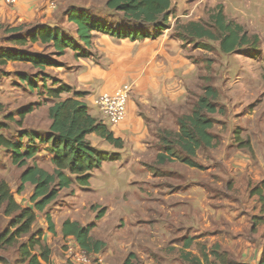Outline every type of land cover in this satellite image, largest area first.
I'll return each mask as SVG.
<instances>
[{"label": "crops", "instance_id": "1", "mask_svg": "<svg viewBox=\"0 0 264 264\" xmlns=\"http://www.w3.org/2000/svg\"><path fill=\"white\" fill-rule=\"evenodd\" d=\"M79 1L81 0H75L74 6L88 10L103 22L115 26L124 24L135 30L147 31L152 35L157 31L154 25L124 22L121 15L106 8V0H87L88 5L86 6L78 5ZM97 2L100 3L99 8L93 5ZM70 3L71 0H17L15 4L8 5L5 0H0V25L5 28L22 25L28 26L27 29H34L37 26L61 28L57 22L60 16L68 20V10L73 6ZM172 3L168 28L163 30L159 37L136 41L115 40L107 34L94 32L90 45L91 56L77 58L74 51L66 50L63 57L71 63V69L58 71V75L61 81L71 86L76 92L83 93L81 101L88 106L90 114L99 120L101 115L94 105V100L101 94L114 93L125 84L134 85L126 119L119 125L108 126L116 138L124 141L123 149L114 148L96 135L89 136V140L97 148L109 154L119 155L115 161L103 162L102 167L94 172L105 169L108 163L115 167L117 179L111 180L110 201L113 205L124 208L123 217L120 218L121 225L118 228L126 223L127 232L137 228V234H140L139 227H142V222H148V224L157 221L167 222L168 215H172V222L176 225L173 227L174 233L180 238L184 237V224L190 221L193 245L191 249L183 248L182 252L187 251L185 254L195 258L197 264H205L201 254L209 252L214 245L215 250L217 248L223 250L224 245L232 252H236L234 256L237 259L232 258L230 254L229 257L238 262L264 264V194H252L254 188H259L260 192H264L262 186L264 182V133H260V127L254 124L253 120H242L243 132L240 141L237 143L236 140L230 141L229 146H232L230 149H236V151L212 152L211 156L204 160L200 154L202 149L198 151L195 161L204 169L201 170L200 175L196 174L191 183L187 185V188L191 189L188 194L180 190L181 186L173 184L178 172L164 168L166 163L159 164L157 161L158 154L161 152L159 150L161 137L158 134L169 127L172 131H179L175 118L189 94L190 87L186 80L189 75H194L196 70L195 64L185 51L184 40L176 36L177 24L181 26L190 21L203 22L202 20H206L217 8L222 7L228 18L243 27L246 24L252 30L261 31L259 26L264 16V0H172ZM261 32L260 36L256 34L260 40L264 39V32ZM0 36H2L0 52L14 47L9 41V35L4 34V29L0 31ZM71 36L77 38L76 34ZM29 45L33 46L31 49L34 47L43 48L41 49L43 51L45 49L40 47V44L29 43ZM29 45L25 48L30 47ZM15 65H25L37 70L31 64L22 62H9L2 68L11 70ZM49 68L53 67H47V70ZM17 73L28 74L27 71L21 70ZM23 85H28V83L24 82ZM33 91H38V89ZM70 97H73L72 94L63 95L64 99ZM30 106L21 108L17 115ZM32 112L25 116L23 125L18 126L17 132L30 131L37 134L48 132L52 123L49 110V120L45 130L27 124L26 117ZM96 141L98 142L95 144ZM41 146L43 152L49 156L47 161L52 165L51 170H45L52 173L54 171L52 156L45 151L47 145ZM41 153L40 151L38 155ZM219 162L224 164L221 168L217 167ZM192 169L196 170V168ZM158 172L169 173L167 177L170 181L167 179L165 182L169 191L163 197L160 194V186L152 183L154 180L161 179ZM227 173L231 175L237 173L234 178L237 177L240 184L234 185L232 180L225 183ZM217 176L221 178L217 180ZM92 179L89 189L94 188ZM80 189L88 190L81 187ZM239 190L241 192H238ZM150 192H156L164 201L163 204H167L169 211L161 209L160 216L156 214L152 216L151 209H140V207L155 203L149 196ZM23 202L27 203V201ZM133 207H139L140 212L126 211V208ZM66 220L69 219L60 222V226L54 222L57 232L55 235L66 241L74 240L72 237L65 238L62 234V227ZM71 221L76 220L71 219ZM170 227L169 224L162 233L161 238L167 239V242L162 247L160 246V261L161 264H182L178 256L170 254L173 247L177 248L176 244H173L177 238L170 231ZM52 237L51 233L43 235L50 249H52L50 246ZM122 237L118 236V238ZM140 237L143 235L140 234L135 238ZM126 242L116 243L118 256L126 252L128 256L135 255L132 264H139L136 260L138 258L142 264H154L147 251L146 258L145 252L138 248L128 250L131 243ZM132 244L141 245L138 240L132 241ZM204 246H207V251ZM200 247L202 248L201 253ZM179 250L180 248H177L178 252ZM210 257V255H205L207 261ZM51 260L53 264L59 261L56 255L52 256Z\"/></svg>", "mask_w": 264, "mask_h": 264}, {"label": "trees", "instance_id": "2", "mask_svg": "<svg viewBox=\"0 0 264 264\" xmlns=\"http://www.w3.org/2000/svg\"><path fill=\"white\" fill-rule=\"evenodd\" d=\"M172 7V0H106V8L121 15L124 22L154 25L157 31L153 35L124 24L115 26L103 22L88 10L81 8L68 10V20L76 26L77 38L66 34L58 27L37 26L27 30L26 25L15 28H5L0 25V31L4 29L5 33L10 34L9 41L14 45L13 48L0 52V68L5 67L9 62L29 63L41 71L50 66H57V62L52 60L50 55L31 49L32 46L29 43L53 48L55 50L53 55L63 56L66 50L71 49L76 53L75 57L88 58L91 56L90 45L94 32L107 34L115 40L136 41L157 38L163 30L168 28V17ZM209 23L211 27L203 22L195 21L181 26L177 24L176 36L191 43L205 39L218 41L221 51L225 54L235 53L248 46L256 49L261 42L258 35L249 36L242 25L233 20L229 21L222 7L217 8L216 12L210 15ZM28 45L30 47L25 48ZM1 73L5 74V72ZM17 75L22 82H27L29 87L37 88L34 77L22 73ZM53 83L54 88H49L47 91L50 98L54 100V104L49 109V118L52 123L48 132L37 134L30 131H18L17 139L8 138L9 136L3 131L10 129L6 121H14V116L8 115L4 121H0V147L12 153V162L15 165L27 167L21 177L19 193L25 190L28 183L34 186L33 195L30 198L32 206L23 207L16 201L9 184L6 181H0V210L5 216L13 217L12 227L15 228L14 232L1 233L0 231V243L12 246L23 236L30 235L28 241L18 247L22 264H53L52 251L42 243L41 232H33L38 213L45 212L63 189H69L74 184L81 188H88L93 173L102 167L103 162L117 160L118 154H109L97 148L89 140V136L96 135L116 149L124 147V141L121 138H116L108 126L90 114L88 106L81 101L82 92H76L60 80H54ZM65 94H72L73 97L64 99ZM218 98V93L208 86L205 94L198 99L193 111L178 118V132L161 131L164 135L161 138L164 150L158 154L159 164H165L176 157L189 167L201 168L195 161L198 151L217 145V140L211 133L215 120L210 115L220 112L216 102ZM31 111H33L32 106L19 114L20 119L14 121L17 126L22 127L25 116ZM39 145H47L45 151L52 156L51 161L54 166L52 173L37 164L32 166L28 164V161L40 152ZM176 151L183 156H178ZM262 186L264 187V182ZM256 193L264 194L263 191H259V188H254L252 194ZM105 213L106 209L103 208L98 212L96 220L99 221ZM47 221L49 231L55 232V224L50 215H47ZM96 226V223L82 225L78 221L66 220L62 227V234L65 238H74L80 248L86 252L99 254L107 247V244L92 235ZM187 246H190L189 242ZM213 255L216 254L213 253ZM218 256L221 258L220 255ZM134 258L135 255L130 254L124 264H132ZM218 264L245 263L228 258L224 263Z\"/></svg>", "mask_w": 264, "mask_h": 264}, {"label": "rangeland", "instance_id": "3", "mask_svg": "<svg viewBox=\"0 0 264 264\" xmlns=\"http://www.w3.org/2000/svg\"><path fill=\"white\" fill-rule=\"evenodd\" d=\"M70 4H73L71 8H78L77 6H74V4H76L75 0H71ZM77 4L81 6L88 5L87 0H81L77 2ZM99 4L100 3L97 2L93 5L95 8H99ZM209 17L202 21L211 27V24L209 23ZM226 18L229 21H232V19L228 18L227 16ZM57 23L61 25V29L66 34L70 36L76 34V26L69 23L68 20H65V17L60 16L59 22ZM244 26L246 31L249 33V36L254 34H258L260 36L262 33L261 31L264 32V16L263 21L259 26L261 31L252 30L251 27H247L246 24ZM175 33H177L176 30ZM4 34L7 33L4 32ZM7 35H9L8 38L11 37L10 34ZM1 38L2 36H0V41ZM2 43H4V41ZM184 43L185 51L195 64L196 70L194 75H189L186 80L190 90L187 98L185 101H183L179 113L175 118V122L178 127V118L184 114H190L193 111L198 99L205 94V90L208 86H211L219 95V98L216 102L220 112L210 115L215 120V124L211 130V133L215 136L217 145L213 148L202 149L200 151L201 158L204 160L205 158L210 157L212 152L220 153L230 150L236 151V149H230L232 146H229V143L232 140H236V143L240 141V137L243 132L241 129L242 120H253L255 122L254 124H257L260 127V133H264V39L261 40L258 48L256 49L248 46L231 54L223 53L220 49V42L218 41L205 39L192 43L191 41H184ZM39 46L44 47V51L41 50L43 48L39 47H34L33 50L50 55L52 60L57 62V66H50L53 68H49L48 70L46 68L42 71L39 69H30L25 65H15L11 70L0 68V121H4L5 117L8 115H13L14 121L19 120V115H17L19 110L23 107L31 105L34 110L26 117L27 124L30 126L40 127L42 130L47 128V122L49 120L48 110L54 102V100L50 98L47 91L49 88H54V80H60L58 71L62 72L64 70H70L71 63L64 59V55H53L55 53L54 49L41 44ZM19 70L27 71L31 77H34L38 91H33L35 88L29 87L28 85H23L24 82H21L17 75ZM1 72H5V74H2ZM14 121H6L10 129L3 131V133L7 134L9 136L8 138L17 139L16 133L19 127ZM165 130L171 131V127L164 129V131ZM158 135L161 138L162 136L164 137L162 132H159ZM97 142L98 141H96L95 144ZM160 145L161 147H159V150L161 151L160 153H162L164 147L161 141L159 146ZM39 148L44 155L42 153L38 155V153L35 156V159L28 161L29 166L38 164L37 162H39L38 165L40 167L51 170L52 165L47 161L49 156L46 155L47 153L43 152L44 150L41 145H39ZM176 153L178 156H183V154L179 151H176ZM222 165L224 164L219 162L217 167L221 168ZM164 168L178 172L176 175V181L175 183L173 182V184L174 186L175 184L181 186L180 190L184 194L191 192L190 187L187 188V185L191 183L196 174L200 175L201 170L204 169V167L201 166V168H196V170H194L192 169L193 167L183 164L176 157H173L172 161L167 162ZM26 169L27 167H19L15 165L12 162V153L3 147H0V181H6L9 184V187L18 203L23 207H29L32 205L30 198L34 191V186L28 183L26 184L25 190L19 193L21 177ZM168 174V172H158V175L161 177V179H157V181L154 180V182H152L153 184L160 186L161 197L165 196L166 192L169 191L165 186V182H167L166 180H169L167 177ZM236 174L231 175L227 173L224 182L227 183L228 180H232L234 185L240 184L237 180V177L236 179L234 178ZM216 178L218 180L221 178V176H217ZM116 179L117 174L115 172V167L108 163L105 169L94 173L92 179L94 188L89 189L90 187H88L86 188L88 190H81L80 186L74 184L71 188L60 191L58 198L46 208L45 212L38 213L37 220L33 226V232L40 231L42 243L47 246L48 244L43 239V235L46 233L53 234L50 246L52 248V256L56 255V257L59 259L58 263L56 264H71L63 253V249L66 248V244L67 247L70 244L69 241H66L63 238H58V236L55 235L57 234L56 231L54 233L49 231L47 215H50L53 222L58 223V226H60V222H62L64 219L76 220L82 225L96 223L97 226L95 230L92 231V235L95 238L106 242L107 244V247L101 253L96 254L103 259L104 264L125 263L126 259L128 258V254L123 252L122 255L118 256L116 252V243L121 241H127V244L131 243V246H129L128 250L132 251L138 248L139 250L145 252L146 258L148 253L153 259L154 264H161L160 246L162 247V245H165L167 242V239H162L161 237L163 230H165L170 224V231H172V234L177 238L173 244H176L177 248H180L178 252L177 248L173 247L170 254L175 257L178 256L182 264H197L195 258H192L191 255L185 254L187 251L182 252L183 248L186 250L187 248L191 249L193 245V232L190 229V221L187 222L188 224H184L183 238H180L178 234L174 233L175 229H173V227L176 225L172 222V215H168L169 219L167 218V222H161L162 224L159 223L160 221L150 224H148V222H142V227H139V232L141 235H143V237L140 238H135L136 236L140 235L137 234V228H133L131 232H127L126 223H124L121 228H118V226L121 225L120 218L123 217L124 208L113 205L112 201H110V190L112 185L111 180L115 181ZM238 192H241V190ZM149 196L153 201H155V203H152V205L149 206H143V208L140 207V209H151L152 216H154V214L160 216L161 209L169 211L167 204H163L164 201L161 200V197H159L156 192H150ZM23 201H27V203H24ZM103 208L106 209V213L99 221H97L96 216ZM127 210L129 212H140L139 207L126 208V211ZM164 220H166L165 217ZM12 222L13 217L5 216L3 211L0 210L1 233L6 231L14 232L15 228L12 227ZM29 236L30 235L23 236L12 246H9L5 243H0V264H22L20 262L18 247L23 242H27ZM118 236L123 237L118 238ZM229 236H231V234ZM169 239H171V237ZM134 240H138L141 245L136 246L135 244H132V241ZM70 242L76 244L75 239L71 240ZM188 242L190 246H187ZM196 247L199 248L198 246ZM204 247V249L207 251V246ZM223 248V250L221 248H217L215 250L214 245L210 248L209 252L202 253L201 256H203L205 264L224 263L228 258H231L229 257V254L232 256V258L237 259L234 256L236 252H232L227 246L224 245ZM201 249L202 248L200 247V253ZM213 253L216 255H213ZM205 255L211 256L208 258V261L205 259ZM218 255H220L221 258H219ZM136 260L139 264H142V261L139 258Z\"/></svg>", "mask_w": 264, "mask_h": 264}, {"label": "built area", "instance_id": "4", "mask_svg": "<svg viewBox=\"0 0 264 264\" xmlns=\"http://www.w3.org/2000/svg\"><path fill=\"white\" fill-rule=\"evenodd\" d=\"M17 0H5L7 4H15ZM134 85L125 84L114 93L99 95L94 100V105L100 112V121L106 126H116L122 123L128 113L129 99L133 93ZM71 241V240H70ZM69 241V246L63 249V253L71 264H104L103 259L81 249L76 243Z\"/></svg>", "mask_w": 264, "mask_h": 264}]
</instances>
